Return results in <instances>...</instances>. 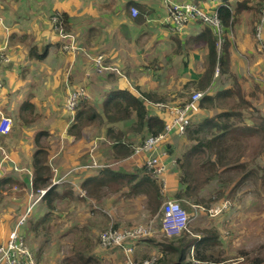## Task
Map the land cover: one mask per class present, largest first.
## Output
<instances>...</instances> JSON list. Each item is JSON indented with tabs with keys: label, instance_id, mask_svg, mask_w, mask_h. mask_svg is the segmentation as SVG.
I'll list each match as a JSON object with an SVG mask.
<instances>
[{
	"label": "crops",
	"instance_id": "1",
	"mask_svg": "<svg viewBox=\"0 0 264 264\" xmlns=\"http://www.w3.org/2000/svg\"><path fill=\"white\" fill-rule=\"evenodd\" d=\"M22 1L0 0V116H8L12 121L11 132L6 136L0 135V178L12 180L1 191L0 244L5 241L17 219L24 218L21 232L35 256L40 257L41 263L47 248L51 250L62 246L63 238L69 239L73 231L85 232L93 228L92 222L88 224L85 221L86 216L93 217L99 211L111 219L114 196H131V188L126 179V186L120 185L115 190L104 185L97 186L98 182L91 181L93 194H89L88 187L82 188V185L90 178L104 177L101 172L105 168L129 177L136 175L138 179L149 176L143 168L145 153H133V147L140 144L149 134L145 131L141 134L130 132L134 116L129 121L113 125L117 130L126 133L123 142L130 150V155L122 157L114 153L107 143L110 139L106 137V127L96 129L95 126L88 125L75 135L68 132L72 119L63 109L68 93L76 87H84L87 94L82 100L86 104L85 108L103 114L106 103L109 104L114 99L120 101L117 98L120 92L128 91L143 101L150 115L167 121L169 118L164 108L158 104H183L189 99L191 92L198 91L197 80L204 69L205 53L199 61L197 48L204 52L206 50L202 41L194 39L202 31L203 23L195 21L192 28L194 32L190 34H185V28L173 31L170 25L164 22V16L159 15L161 8L155 9L154 6L155 2H158L167 10L170 2H180L178 0H122L117 9L111 6L110 0ZM213 1L216 10L219 1ZM230 1L231 7L235 8V2L238 0ZM262 6L264 1L258 6L257 13L261 14ZM131 7H135L138 14L140 7H144V18L135 19L138 14L133 17ZM63 13L66 14L70 26V32L67 33L69 37L64 39L55 30L52 22V18L57 17L55 15L60 16ZM236 23L237 21L235 25ZM235 25L227 35L231 44L232 76H221L216 71L211 87L205 93L200 91L203 96L189 114L185 133L178 135L172 132L161 147L160 158L168 165L165 178L170 188V196H174L180 188L179 160L182 154L198 142L204 143L208 153V139L216 134L209 132L213 124L210 120L227 112L231 118L224 116L221 121L237 120L239 125L247 127L255 125L248 121L251 114L234 111L233 107L219 109L220 103L224 104L225 98L232 97V94L225 97L216 96L230 89L234 83H237L239 88L242 82L249 86L251 81L247 80L250 78L257 81L259 86L264 84V66L259 65L258 57L252 58L264 51V26L261 27L260 39H257L255 25L249 37L246 33H235ZM214 30L216 34L222 33ZM162 36L175 41L178 46L177 53L182 47H186L187 59L177 66L172 80H168L169 83H160L165 79L164 74H159V77L152 80L147 76L142 77L141 72L143 69H156V73H163L169 68V65L157 58L156 52L162 50L166 40ZM70 39L74 40L77 50L63 49ZM221 45L222 40H219V50ZM138 50L141 55L145 53V62L139 57ZM191 51L193 55L188 57ZM95 55L104 56V63L109 70L98 72L92 66L90 59L96 57ZM148 56L152 58L148 59ZM247 56L250 57L249 62H240ZM241 67L247 69L248 76L243 74L240 77L238 71H241ZM255 90L259 91V87L251 91V95ZM144 94L161 98L164 102L149 101L143 97ZM208 97L211 99L209 102ZM239 97L240 101L243 99V106H253L252 103L244 101L243 95ZM233 99L238 100V97ZM214 110L219 111L212 114ZM252 111L257 112L254 107ZM235 125L238 126L237 123ZM90 126L88 130L87 127ZM88 135L89 137H86ZM36 136L39 137L37 142L34 141ZM98 141H104L107 149L111 151L108 152L110 155L104 156L109 159L107 164L100 161L102 156L99 150L94 151L93 145ZM38 144L48 148L50 178L49 186L45 188H36L33 184L31 163ZM92 158L98 167L92 166ZM173 162L176 164L173 165ZM49 188L54 190L49 195L48 202L43 200V196ZM39 190H45V193L40 195ZM137 195L141 197V201L142 196L146 198L141 193ZM133 200V197H130L125 205L130 207ZM86 209L90 211L85 213ZM155 215L157 213L151 217ZM53 232H60V236ZM72 238H75V235ZM114 250L122 252L121 248ZM110 259L113 260L110 257L109 262Z\"/></svg>",
	"mask_w": 264,
	"mask_h": 264
},
{
	"label": "rangeland",
	"instance_id": "2",
	"mask_svg": "<svg viewBox=\"0 0 264 264\" xmlns=\"http://www.w3.org/2000/svg\"><path fill=\"white\" fill-rule=\"evenodd\" d=\"M178 1L192 3V0ZM22 2H24V0ZM110 2L111 6L117 9L122 0H110ZM213 2V0H207L201 2V4H193L201 13L211 17L215 12ZM257 3L258 1L252 0L249 4L251 7H255ZM154 6L155 9L161 8L159 15L161 17L164 16V19L167 15V10L158 2H155ZM262 7L264 10V6ZM262 15H264V13H257L253 8L237 15L235 18V21H237L236 25L235 21L233 23V26L235 25L234 32L246 33L248 37L251 36L254 25L258 29L261 22L264 21V19H261ZM155 19L160 18L155 17ZM195 21L198 20H191L184 26L185 34L194 32L192 28ZM162 38L166 40H163L165 44L162 46V50L156 52L157 58L161 59L166 65H169V68L163 71V73H156V69H143L141 71L143 72L142 77L147 76L152 80H155V78L162 74L166 75L164 76L165 79L160 83L168 82L169 79L172 80L177 66L183 64L184 60L187 59L185 55L186 47H182L179 53H177L178 46L175 44V41L169 39L167 36H162ZM230 38L232 37L230 36ZM193 51L189 53L188 57L193 55ZM197 51L200 61L205 52L200 48H197ZM261 52L258 56H253L252 58L258 57L257 61L259 65L262 64L264 66V51ZM137 53L142 59V62H145V53L141 55L140 50H138ZM147 58L150 59L152 57L148 56ZM94 59L95 57L90 59L92 66H94ZM249 61L250 57L248 56L245 57L243 61L240 60V62ZM246 71L247 69L245 70L241 67V71H238L240 77H242L243 74L248 76L249 72ZM139 80L141 81L140 77ZM247 81H251L250 85L246 86V84L242 82L240 84L239 93L245 97V102L252 103L253 106H243L239 100V94L236 92L232 97L229 96L230 98H225L224 104L221 102L219 109H227L233 106L234 111L238 110L244 112L245 115L251 114L250 119L249 116L247 117L250 124L259 125L261 119L264 118V84L259 86L257 81H252V78ZM258 87L259 91L255 90L254 94L251 95V91L258 89ZM191 94L192 92L190 95ZM188 95L189 94H187L186 97H188ZM234 97H238V100H234ZM253 107L257 112L252 111ZM216 111L219 110H214L212 114ZM259 115H261L260 118H258ZM234 122L239 125L237 120H234ZM239 126L241 127V125ZM87 128L89 130L91 126ZM86 137H89V135ZM107 143L112 145L110 141ZM106 145L104 141H98L93 145L94 151L99 150L100 156H102L100 161L103 164H107L106 162L109 160L107 158L105 159L104 156L106 154L110 155L108 152H111L107 149ZM232 154L235 155L232 157ZM227 155L231 156L232 159L238 156V162L231 163L230 165H225L223 163L222 165H218L214 179L200 193L199 201L194 202L195 199H193L192 202L188 201L184 203L179 200L181 206L190 215L191 221L189 224V231L191 236L199 239L208 232V236H212L215 239L214 243H208V246L204 249L200 247L198 253H196V249H194L196 247L191 248L188 258L192 261V264H264V179L262 178L264 173V142L255 137L242 139L240 142L232 144L229 154ZM211 159L214 160V156L211 155ZM224 160H227V157H225L223 161ZM230 167L236 168L230 172ZM250 170L255 171L257 175L251 176L247 174ZM245 175H247L246 178L241 180ZM116 188L118 187H112L111 190H115ZM137 196V194L128 197H124V194L114 196L115 203L113 205L114 208L110 212L111 219L107 214L102 212L99 213V211L93 217L86 216L85 221H87L88 224L92 222L93 228L85 232L73 231L68 237L69 239L63 238L64 242L62 246L54 247V249L51 250L47 248L41 263H39L40 257L35 256L34 251L28 246L23 236L26 245L36 261L38 258L36 264H125V256L123 253L114 249H101L98 244V237L99 234L109 226L117 225V228H126L137 223H145L151 218L152 215H150L148 210L147 199L142 196L141 201V197ZM130 197H133L134 200L131 206L128 207L125 205V202ZM89 207L92 209L90 203ZM90 209H86L85 213H88ZM112 221L114 223H111ZM20 231H22V228ZM53 233L60 236V232ZM74 235L75 238H72ZM154 240L166 243L171 241L172 238H154ZM157 249L158 248L155 246L149 247L145 240H141L134 248L132 259L141 262L143 259L148 257L151 258L150 256H152V258L157 260L160 257V253ZM110 257L113 258V260L110 259L109 262Z\"/></svg>",
	"mask_w": 264,
	"mask_h": 264
},
{
	"label": "trees",
	"instance_id": "3",
	"mask_svg": "<svg viewBox=\"0 0 264 264\" xmlns=\"http://www.w3.org/2000/svg\"><path fill=\"white\" fill-rule=\"evenodd\" d=\"M203 1L207 0H192V3L201 4ZM218 1L219 4L217 5L215 12L222 33L216 34L214 27L209 26L203 20H198V23H203L204 27L200 34L194 38L196 41H202L205 44L206 50L204 69L197 80L196 86L198 92L201 91L203 93H205L214 82V74L216 71H218L221 76H232L230 71L231 44L227 39V35L232 30L234 18L242 12L252 8L257 12L258 6L264 0H256L258 3L255 7H251L249 4L252 0H238L235 2V8L231 7L232 4L230 0ZM140 8L141 10L135 19H143L146 14L144 11L145 8ZM55 16H57V22L53 24L54 27L57 28L55 30H61L66 34L70 32V26L67 22L66 14L63 13L60 16ZM219 40H222L220 50L218 48ZM46 48L47 47H45L44 52H46ZM236 92L241 95L239 93V85L234 83V86L230 89L224 90L216 96L225 97L226 95H233ZM143 97L149 101H163L161 98H157L153 95L144 94ZM117 98L122 102L114 99L109 104L106 103L105 108H103V114H98L92 109H86L85 102L81 101L75 110L74 119L71 121L72 124L68 127V132L75 135L88 125H93L96 129L106 127V137L109 138L110 140L108 141L112 143V145H110L111 150L122 157L130 155V150L123 142L126 133L117 130L113 125L119 122L129 121L132 119L131 117L134 116V123L130 125V132L141 134L145 131L151 136L163 132L164 121L156 115H150L147 107L142 100L138 99V97L128 91H123L120 92V95ZM209 101H211V99L208 97V102ZM241 101H243L242 98ZM232 107L233 106H231V108ZM224 116L230 117L227 112H223L219 114L218 117L210 120L213 124L209 129V132L216 134L211 139H208V153L205 149L204 143L198 142L182 154L181 159L179 160L180 178L178 184H180V188L174 194L175 199L180 201H192L195 199L196 201L194 200V202L199 201L200 193L214 179L218 165H222V163L230 165L231 163L238 162V156L235 159H232L235 154H232V157L227 155L229 154L232 144L238 143L242 139L248 137H255L264 142V118L261 119L259 125H254L253 127L242 125L240 127L239 125H235L234 121H221L220 119ZM38 138L39 137L36 136L34 141L37 142ZM36 147L37 149L33 153L31 163L33 184L36 188H45L46 186H49L50 178V167L47 164L48 148L43 144H38ZM211 155L214 156V160L211 159ZM225 157H227V160L223 161ZM116 159L120 161L118 157ZM235 168L236 167H230V172ZM101 174H103L104 177L90 178L88 182L82 185V188L88 187V193L93 194L91 181L98 182L97 186L104 185L108 189H112V187L115 186L119 188L120 185L125 187L127 182L131 188L130 195L141 193L146 196L150 215H154L158 212L161 205V196L159 193V186L155 180L151 179L149 176L141 177L139 179L136 175L129 177L124 173H114L109 168L103 169ZM247 174L251 176L257 175L253 170H250ZM246 176L247 175L243 176L241 180H244ZM262 178L264 179V173ZM11 181L12 180L8 178H0V197L1 191L6 188ZM53 190L54 188H49L43 196L44 201H50L48 200L49 195L53 193ZM19 219H17V221ZM114 228H117V226H114ZM145 240L148 245L158 248L157 250L160 253V257L155 260V264H192V261L188 258L190 249L196 247L194 249H196V253H198L200 247L204 249L208 246V243H214L215 241L214 237L208 236V232L199 239L189 234H185L172 238L171 241L166 243L155 241L153 238Z\"/></svg>",
	"mask_w": 264,
	"mask_h": 264
},
{
	"label": "built area",
	"instance_id": "4",
	"mask_svg": "<svg viewBox=\"0 0 264 264\" xmlns=\"http://www.w3.org/2000/svg\"><path fill=\"white\" fill-rule=\"evenodd\" d=\"M170 6L166 11L164 22L170 25L171 30L179 31L191 20H203L210 26H213L218 32H221V27L217 18L216 12L211 18L200 12L193 3L190 2H170ZM131 15L135 17L138 11L135 7L130 9ZM261 13H264L262 9ZM197 18V19H193ZM261 19H264L262 15ZM53 24L57 22L56 17L52 18ZM264 26V21L261 22L256 31L257 39H260L261 27ZM57 29V28H55ZM62 39L69 37L68 34L61 30L57 31ZM64 50L74 51L77 47L74 40L70 39L68 45H65ZM98 72L109 70L104 65V58L98 55L94 59V66ZM202 93L193 91L189 99L183 104H158L163 107L165 114L169 120L164 121L163 132L157 135H149L140 144L133 147V153H145L143 168L145 172L157 182L159 193L161 196V206L157 215L148 219L145 223H137L131 227L117 228L109 226L99 234V245L102 249H122L125 255V264H154V258H146L141 262L134 261L132 254L135 244L141 240L148 238H175L177 236L189 234V224L191 221L190 215L181 206L179 200L174 196H170V188L165 175L168 174V165L161 160V147L167 141V137L172 133L183 135L189 124V114L195 108L197 103L202 98ZM87 97L84 87H77L71 90L65 101L64 109L66 113L74 119L75 110L78 104ZM71 120V121H72ZM12 121L8 116H0V135L6 136L10 133ZM112 144V143H110ZM93 151V149H91ZM165 154V152H164ZM176 163L173 162V165ZM92 166L99 165L92 158ZM179 181V178H178ZM45 190H39V194L43 195ZM24 218L19 219L9 230L7 237L0 244V264H36V259L25 243V239L20 231L23 225Z\"/></svg>",
	"mask_w": 264,
	"mask_h": 264
}]
</instances>
